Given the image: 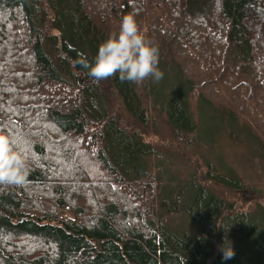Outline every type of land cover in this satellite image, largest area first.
<instances>
[{
    "label": "trees",
    "instance_id": "obj_1",
    "mask_svg": "<svg viewBox=\"0 0 264 264\" xmlns=\"http://www.w3.org/2000/svg\"><path fill=\"white\" fill-rule=\"evenodd\" d=\"M129 14L159 50V89L90 73ZM139 87L172 141L201 144L196 97L246 132L238 141L264 166V0H0V131L28 164L24 183L0 185V264H264L256 190L208 159L201 176L179 177L114 117L105 88L152 127Z\"/></svg>",
    "mask_w": 264,
    "mask_h": 264
},
{
    "label": "rangeland",
    "instance_id": "obj_2",
    "mask_svg": "<svg viewBox=\"0 0 264 264\" xmlns=\"http://www.w3.org/2000/svg\"><path fill=\"white\" fill-rule=\"evenodd\" d=\"M160 71L167 73L164 69ZM165 80L167 78H162L159 81L154 80L155 86H158L157 88L159 89L161 85H166ZM140 88L144 102L149 109L150 121L153 123L149 129L143 128L130 117L114 91L107 88L104 89V94L112 105L114 117L123 126L145 134L144 138L156 145L167 157L166 159L170 161L172 170L179 177H187L193 173L201 176L202 170L200 168H204L203 160L208 159L213 162L217 171L240 177L249 189L258 192L259 197L256 198L264 204V166L260 161L261 159L255 156L256 152L253 143L238 141L246 137L245 131L237 125L225 124L219 119L220 114L211 108L199 111L196 97H193L191 108L194 116L196 118L197 116L201 117L203 120L199 134L201 144L197 147L193 145L191 149H187L182 143L171 140L164 114L157 107H153L150 101L151 98L147 97ZM231 134L239 137V139H231L229 137ZM210 188L227 198L236 199L242 208L255 206L254 202L250 201L251 198H249L252 197V193L238 195L234 191H227L216 185H211Z\"/></svg>",
    "mask_w": 264,
    "mask_h": 264
},
{
    "label": "clouds",
    "instance_id": "obj_3",
    "mask_svg": "<svg viewBox=\"0 0 264 264\" xmlns=\"http://www.w3.org/2000/svg\"><path fill=\"white\" fill-rule=\"evenodd\" d=\"M159 50L142 32L134 14L125 16L119 32L110 34L101 43L90 73L94 78L107 79L119 74L122 81L142 83L149 77L163 78L158 68ZM28 175L24 156L14 147L13 137L0 131V185L22 184ZM225 260L235 251L231 246H221Z\"/></svg>",
    "mask_w": 264,
    "mask_h": 264
}]
</instances>
